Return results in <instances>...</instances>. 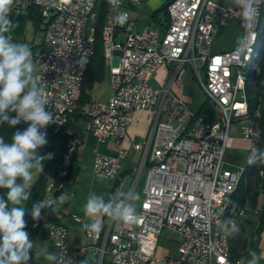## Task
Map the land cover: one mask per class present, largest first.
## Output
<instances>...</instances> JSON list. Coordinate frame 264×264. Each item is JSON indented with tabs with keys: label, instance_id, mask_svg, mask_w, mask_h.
I'll return each mask as SVG.
<instances>
[{
	"label": "built area",
	"instance_id": "2783aa9c",
	"mask_svg": "<svg viewBox=\"0 0 264 264\" xmlns=\"http://www.w3.org/2000/svg\"><path fill=\"white\" fill-rule=\"evenodd\" d=\"M33 1L26 0L27 7ZM142 1H113L109 26L113 93L108 100L97 101L94 112L84 116V130L98 142H106L126 137L137 110L152 113L148 134L134 144L141 151V161L128 190L124 191L122 176L127 148L120 146L116 154L96 151L93 163L96 176L117 179L114 196L134 192L145 175L143 198L135 206L137 219L128 222L109 218L96 232L85 229L87 223L82 216L73 214V218L95 238L97 264H104L106 254L116 264H232L226 259L224 239H230L232 225L237 227L249 210L235 207L227 233L216 236L217 208L236 175V170L225 166V154L233 122L246 120L239 66L244 64L260 14L253 28H244L234 48L212 52L211 44L219 30L232 18L241 19L234 0L231 4L170 0L169 24L164 31L150 25L138 27L126 3L140 5ZM94 9L95 0H45L42 49H31L36 73L47 83V110L54 120L41 130L47 134L62 135L75 119L84 82L81 71H87L94 51ZM118 12L125 13L126 19L118 20ZM163 66L168 68V77L155 86L152 81ZM190 72L206 94L207 113L200 112L202 105L194 109L176 90L177 86L183 87ZM164 82H173V90H164ZM72 135L65 139L58 170L48 179L49 192L63 173ZM242 136L250 142V154L260 146L261 127L245 122ZM165 229L175 234V239H170L176 249L158 255ZM52 235L64 264H79L87 246L69 248L67 225ZM247 260L249 257L242 254L241 261L247 264Z\"/></svg>",
	"mask_w": 264,
	"mask_h": 264
},
{
	"label": "clouds",
	"instance_id": "9594fccd",
	"mask_svg": "<svg viewBox=\"0 0 264 264\" xmlns=\"http://www.w3.org/2000/svg\"><path fill=\"white\" fill-rule=\"evenodd\" d=\"M14 3L15 0H0V124L15 127L23 121L28 127L12 133L10 143L0 137V189L7 190L0 195V264H28L32 258L34 245L25 230L23 204L30 197L33 169L43 171L42 162L51 156L38 152L48 143L47 133L41 130L54 123L52 113L47 110V83L36 73L32 50L27 43L14 42L11 36L17 26L11 19ZM234 3L239 8L242 26L246 30L253 28L264 0H234ZM117 19H126V14L118 12ZM257 158L264 159V152L253 149L248 163H255ZM68 198L67 193H61L37 201L32 206V219L39 220L42 210L50 209L55 214ZM137 200L139 195L132 191L121 192L107 201L93 192L84 211L91 217L103 214L112 220L131 222L137 219L133 203ZM84 227L98 232L102 225L95 221ZM232 227L238 231L234 224ZM44 259L52 264H64L63 257L57 253H45ZM247 264H257L255 254Z\"/></svg>",
	"mask_w": 264,
	"mask_h": 264
},
{
	"label": "crops",
	"instance_id": "0c3cea01",
	"mask_svg": "<svg viewBox=\"0 0 264 264\" xmlns=\"http://www.w3.org/2000/svg\"><path fill=\"white\" fill-rule=\"evenodd\" d=\"M170 0H145L144 4L142 5L143 11H146L147 8L150 6L153 8V11L150 15V20L155 22L153 25L152 23L145 24L144 21H139L138 17H134V13L138 10L135 9V5L131 3H126L127 7L130 10L131 17L137 22L138 27L140 29L144 28L147 25L154 26L159 28L160 30L164 31L169 24V15L167 10H162V8L168 4ZM223 4H231L233 0H217ZM244 32V27L242 26L241 19L238 17L232 18L226 27H222L219 32L216 34L222 33L229 42L221 45L216 42V35L214 40L211 44V51L212 52H222L228 49H232L235 47L236 42L241 37ZM168 77V68L167 66L161 67L157 76L153 80H157L159 85ZM160 78V80L158 79ZM186 78L190 79L193 83L195 81V77L193 72L187 74ZM196 86H199L195 81ZM176 90L182 94V88L179 86L176 87ZM183 95V94H182ZM184 96V95H183ZM185 97V96H184ZM186 98V97H185ZM189 102L193 103L192 99L186 98ZM85 116V115H84ZM83 118L85 119V117ZM248 116V115H247ZM235 120L231 126L230 130V140L225 154V166L229 167L233 170H244L246 165L248 164L249 158V146L250 142L248 139L242 136V127L245 122H250L249 119ZM77 117H75L76 119ZM152 113L148 110L139 109L134 114V119L129 127L128 134L122 141H118L116 138H111L106 142H97L98 140L96 137L87 132L89 134V139H95L96 142H91L93 144L92 153H93V161L96 155V151L106 153V154H116L120 148V146H124L129 150V155L122 159V176L125 182V186L128 188L131 185L132 179H135V170L140 166L141 161V151L136 149L134 144L142 140L149 132L151 124H152ZM74 119V120H75ZM72 134L81 138V143L78 144L76 148L77 152V162L79 165V172L75 179V181L71 184L68 190L64 193L68 194V200L65 204L59 209L58 212L55 214L51 213V210H42V218L43 221L46 222L49 216L55 217L59 223H63L69 227V248L71 250H76L82 245L87 246V251L81 257L79 264H97V252L95 249V238L89 236L84 227L76 222L73 218V214H78L82 216L87 224H92L95 221H99L102 225L101 228L104 227V224L108 222L106 215H98L96 217H91L85 214L84 205L87 202V199L90 193L95 192L97 195H103L105 200L107 201L110 197H113L116 193V185L117 179L116 178H102L96 176L94 173L88 175H84L82 178V174L84 173V169L81 166V157L82 151L81 149L85 146V140L87 137L86 133L79 134L76 130L74 121L72 124ZM84 132H86L84 130ZM47 135H54V134H47ZM62 144V141H61ZM44 151H47L46 149ZM43 151V152H44ZM62 152V145L59 151L53 153L54 155L48 159L43 161V167L45 163L52 159L57 158L60 156ZM45 153V152H44ZM43 153V154H44ZM46 154V153H45ZM46 156V155H44ZM41 171L39 170V173ZM132 173V177L130 180H126V175L128 173ZM38 173V175H39ZM37 175V177H38ZM36 177V179H37ZM35 179V180H36ZM35 181H32V184ZM127 182H129L127 184ZM124 186V187H125ZM139 191L137 194L139 195V200L134 201L136 205H140L141 200L143 198V192L141 184H138ZM135 191V190H134ZM46 198L53 197L52 192L47 191L46 189ZM245 207H249L246 205ZM249 210V209H248ZM251 210V209H250ZM255 210H258L256 213ZM262 221H261V218ZM251 219V224L249 225V243L246 250V255L249 259L252 258V254H255L257 257V264H264V193L261 194L260 203L257 208L254 210L248 211L247 216ZM245 217V218H246ZM109 219V217H108ZM45 236H49V234H40L34 242V246L32 249L31 259L28 264H50L46 263V261L42 258L40 248H42L41 238ZM51 253H56L54 245L51 247ZM52 264V263H51ZM104 264H116L112 261L110 254H106L104 259Z\"/></svg>",
	"mask_w": 264,
	"mask_h": 264
},
{
	"label": "trees",
	"instance_id": "16d2710c",
	"mask_svg": "<svg viewBox=\"0 0 264 264\" xmlns=\"http://www.w3.org/2000/svg\"><path fill=\"white\" fill-rule=\"evenodd\" d=\"M106 5V0H101L99 2L97 6L98 18L92 22V24L96 26L94 52L85 73L79 106L75 112V117H83L85 115L86 108L93 101L88 90L93 87L96 81L103 79L105 76V54L102 43V28L104 25ZM162 10H167V4ZM262 18H264V5L262 9ZM11 19L17 25L11 33L14 42L27 43L30 48H37L38 45L34 44L33 41L26 39V33L29 22H31L38 30L44 29V21L40 15L39 7L35 4H31L28 7L26 5L23 10L21 9L17 14L11 13ZM244 97L249 102L250 112L247 119L250 121H256L260 124L262 140L258 150L264 152V39L256 57V66L253 68L252 72L248 74ZM209 110V103L205 100L200 112L207 113ZM257 111H259V115L256 114ZM71 128L72 124H68L66 132L62 134V152L60 156L52 158L45 163L43 171L39 173L37 179L31 186L29 199L24 202L23 205L26 209L24 216L26 221L25 230L32 238L33 244L40 234H49V228L46 227L47 224L58 222L53 216H49L48 220L44 222L42 214L39 220H33L31 211L34 203L46 198V185L48 179L58 170L61 164L65 153V139L72 132ZM17 130L23 131L20 124L15 127H11L7 123L0 124V137H3L5 142L10 143L12 133H15ZM78 172L79 165L77 162V152L75 151L72 156V163L65 187L60 191L52 192L51 194H53V197H58L61 193L66 192L75 181ZM6 191V189H0V195H4ZM262 193H264V159L257 158L255 163H248L244 168L238 187L232 196L230 208L226 217L233 219L235 207H245L246 205H249V211L254 210L260 203ZM106 220H108V217ZM251 221L252 220L248 217L243 218L236 227L238 231L232 230L230 235V251L232 259L239 258L242 254H246L249 243V225L251 224Z\"/></svg>",
	"mask_w": 264,
	"mask_h": 264
},
{
	"label": "rangeland",
	"instance_id": "374dc122",
	"mask_svg": "<svg viewBox=\"0 0 264 264\" xmlns=\"http://www.w3.org/2000/svg\"><path fill=\"white\" fill-rule=\"evenodd\" d=\"M144 2H145V0H143L140 5L134 6L135 9L136 8L138 9L134 13V17L135 16L138 17V20L144 21L145 24L152 23L154 25L155 22H152L150 20V15L153 11V8L150 6L149 8L146 9V11H143L142 5L144 4ZM224 27H226V25ZM42 33H43V30L36 29L35 26L31 22L28 23L26 39L29 41H33L34 44L38 45V49L39 48L42 49ZM263 34H264V30L261 31V35H260L259 40L262 39ZM215 38H216V42L221 44V45H224L225 43L229 42V40L225 36H223L222 33L216 35ZM118 61H119V57L116 56L114 58V64L117 65ZM251 65H252V61L250 62V66L246 69L247 74L252 72V70H250ZM158 79L160 80V78H158ZM195 81L197 82L196 78H195ZM195 81H193V83H192L189 78L187 79L185 77L184 81H183L182 94L186 98L192 99L193 103L190 102V104L192 105V107L194 109H198V108H200L202 103L206 100V94L200 86H196ZM152 82L155 86H159V82L157 80H153ZM88 93L90 94V96L92 97L93 100L106 101L110 98V96L113 93V87H112V83H111V74H110L109 63L108 64L105 63V76H104V78L99 80V81H96L94 83L93 87L88 90ZM241 93L243 96L245 95V87ZM74 124H75L76 130L79 134H82V133L87 134V132H84L85 119L83 117H77L74 120ZM20 125L23 128V130H25L27 128V124L24 123L23 121H21ZM89 136L90 135L87 134V137L85 140V146H83V148L81 149V151H82L81 166L84 169V173L82 174V178L84 175L89 176V174L91 175L94 173L93 172V163H94L93 153L91 151L93 144L91 142H93V141L96 142V141L93 138L90 140ZM46 139H47L48 143L45 146H43L42 148H40L38 150V152L40 155H46V156L48 154H51L50 157H52L54 155L53 153L58 151V149H59V151L61 149L62 135H60V134L47 135ZM45 149L47 151H44ZM42 164H43V162H42ZM182 167H183L182 164H180V168H182ZM38 173H39V169H33L32 181H35ZM132 173L130 172L126 175V180L131 179V177L133 175ZM144 178H145V175L143 174L140 178L139 183H138V184H141V187H143ZM128 183L129 182H127V184ZM137 186H136L135 191H134L135 193H137L139 191V187H137ZM126 188H127V186L124 187V191ZM134 205L138 206L135 203H134ZM170 238H172L174 240L175 234L171 230L165 229L163 231L162 236H161V240H162L161 246H159L158 250H157L158 255H165L168 252H171L174 249H176L175 242L172 241ZM41 242H42V248H40V252H41V256L43 258L45 256V253H51V250H53V249H51V247L54 245V243H53V238H51L50 236H48V237L45 236L44 238H41ZM45 261H46V263H50V264L52 263V262H49L47 260H45Z\"/></svg>",
	"mask_w": 264,
	"mask_h": 264
},
{
	"label": "bare ground",
	"instance_id": "6f19581e",
	"mask_svg": "<svg viewBox=\"0 0 264 264\" xmlns=\"http://www.w3.org/2000/svg\"><path fill=\"white\" fill-rule=\"evenodd\" d=\"M101 0H95V9L93 13V20L94 22L98 18V11L97 6ZM113 1L114 0H106V12H105V19H104V25L102 28V43L104 48V56H105V63H109L110 65V74H111V82H112V63L111 58L109 55L110 50V35H109V26L111 25V13L113 8ZM33 4L39 7L40 15L44 17V10H45V0H36L33 1ZM27 5L26 0H15V3L12 8V13H18L21 9L23 10L24 6ZM264 3H262L259 6V14H260V20L258 27L255 28V33L252 35V42H250V47L247 48V55L245 57L244 64H241L239 66V87L240 92L245 87L248 74L246 73V69L250 66V62L252 61L251 69L255 68L256 66V57L258 54V51L260 47L262 46V41L264 39V34L262 36V39L259 40L261 31L264 30V18H262V9H263ZM261 24V25H260ZM92 34H93V40H94V46H95V34H96V26L92 24ZM32 50V49H31ZM94 52V51H93ZM86 71H81V80H84ZM164 90H173V82H164ZM243 99V111L244 115H249V102L248 100L242 95ZM98 100H93L88 107L86 108L85 113H92L94 112L95 106H97ZM257 115H259V111L256 112ZM251 127H260V124L256 121H250L248 122ZM81 143V138L72 135V146H67V154L65 155V162L63 166V173H60V179L56 183H54L53 189H51V192L60 191L65 187L66 179L69 175L70 166L72 163V156L78 146V144ZM254 149H259V147H254ZM253 152L249 154V156L252 155ZM243 170H236V175H234L233 184L228 186L227 192H225L224 197H222V203L219 204V208H217V227H216V236H224L225 233H227V227L228 225H231V218L226 217L227 213L230 208L231 199L233 194L235 193L238 184L240 182L241 176H242ZM123 184H125L123 179ZM66 225L59 222H51L49 227V236L53 238L52 232L58 230V229H65ZM224 247L226 250V259L227 262H230L232 264H241V256L236 259H232L231 257V251H230V239H224ZM244 256H247L244 254Z\"/></svg>",
	"mask_w": 264,
	"mask_h": 264
}]
</instances>
